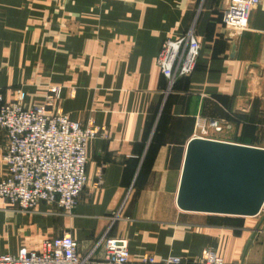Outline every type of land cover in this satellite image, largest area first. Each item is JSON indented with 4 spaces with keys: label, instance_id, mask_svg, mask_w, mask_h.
Masks as SVG:
<instances>
[{
    "label": "crops",
    "instance_id": "crops-1",
    "mask_svg": "<svg viewBox=\"0 0 264 264\" xmlns=\"http://www.w3.org/2000/svg\"><path fill=\"white\" fill-rule=\"evenodd\" d=\"M229 0H0V88L29 109L49 87L72 120L106 127L87 145L86 185L72 214L40 201L0 208V254L70 233L82 254L104 258V238L127 239L131 261L197 258L264 264V211L231 216L177 205L185 155L199 118L224 123L208 138L264 147V0L247 28L224 25ZM194 26V72L168 91L157 58L164 40ZM3 135L0 132V143ZM7 166L0 156V181ZM193 264V263H192Z\"/></svg>",
    "mask_w": 264,
    "mask_h": 264
},
{
    "label": "built area",
    "instance_id": "built-area-1",
    "mask_svg": "<svg viewBox=\"0 0 264 264\" xmlns=\"http://www.w3.org/2000/svg\"><path fill=\"white\" fill-rule=\"evenodd\" d=\"M261 0H229L223 13L225 27L232 34L247 28L249 10ZM201 43L194 26L186 33L164 40L157 65L172 91L178 79L191 75L197 66ZM44 101L26 109L19 99L6 102L0 88V156L7 166L0 181V208L31 211L40 201L56 205L72 214L86 185L87 145L90 139L104 137L107 128L90 121L83 125L72 120L60 105L62 87L52 85ZM201 137L220 132L218 119L199 118ZM264 211V208L263 210ZM106 255L95 258L82 254L78 241L65 233L44 239L38 250L21 247L16 254L1 253L0 264H225L215 248H206L197 258L168 255L157 258L146 253L131 261L127 239L104 238Z\"/></svg>",
    "mask_w": 264,
    "mask_h": 264
},
{
    "label": "water",
    "instance_id": "water-1",
    "mask_svg": "<svg viewBox=\"0 0 264 264\" xmlns=\"http://www.w3.org/2000/svg\"><path fill=\"white\" fill-rule=\"evenodd\" d=\"M177 205L184 211L259 215L264 208V147L194 136Z\"/></svg>",
    "mask_w": 264,
    "mask_h": 264
},
{
    "label": "rangeland",
    "instance_id": "rangeland-1",
    "mask_svg": "<svg viewBox=\"0 0 264 264\" xmlns=\"http://www.w3.org/2000/svg\"><path fill=\"white\" fill-rule=\"evenodd\" d=\"M263 212V211H262Z\"/></svg>",
    "mask_w": 264,
    "mask_h": 264
}]
</instances>
